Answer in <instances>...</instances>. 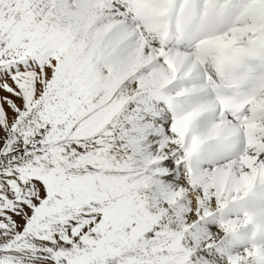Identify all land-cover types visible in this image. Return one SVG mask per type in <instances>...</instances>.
<instances>
[{"label":"snow or ice","instance_id":"obj_1","mask_svg":"<svg viewBox=\"0 0 264 264\" xmlns=\"http://www.w3.org/2000/svg\"><path fill=\"white\" fill-rule=\"evenodd\" d=\"M0 264H264V0H0Z\"/></svg>","mask_w":264,"mask_h":264}]
</instances>
